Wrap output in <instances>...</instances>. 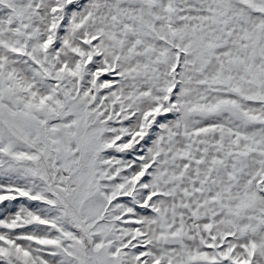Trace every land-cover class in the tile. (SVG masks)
<instances>
[{
	"label": "snow or ice",
	"instance_id": "6c2138e0",
	"mask_svg": "<svg viewBox=\"0 0 264 264\" xmlns=\"http://www.w3.org/2000/svg\"><path fill=\"white\" fill-rule=\"evenodd\" d=\"M0 264H264V0H0Z\"/></svg>",
	"mask_w": 264,
	"mask_h": 264
}]
</instances>
